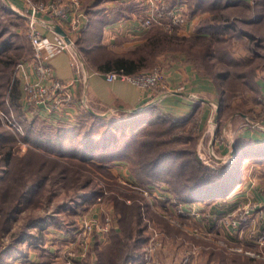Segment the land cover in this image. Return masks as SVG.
Returning <instances> with one entry per match:
<instances>
[{"label":"rangeland","instance_id":"374dc122","mask_svg":"<svg viewBox=\"0 0 264 264\" xmlns=\"http://www.w3.org/2000/svg\"><path fill=\"white\" fill-rule=\"evenodd\" d=\"M170 1L164 0L165 5L182 8L184 28L180 25L168 31L154 25L186 38L169 44L168 52L159 54L151 65L146 64L142 73H158L160 77L153 88L172 94L190 92L200 96L198 90L207 81L216 88L214 94L208 91L206 96L214 100H209L212 105L207 119L201 122L200 106L187 117L152 120L149 127H144L148 132L137 143H130L131 134L120 133L121 143L142 145L143 157L133 153L140 164L124 158L100 165L46 152L24 139L25 129L24 134L16 136L0 123V180H4L5 187L14 180L19 183L17 179L21 178L35 190L28 192L19 207V195L0 193L4 210L0 211V264H104L102 253L111 244H117V248L119 240L128 241L141 260L127 264H264V230L251 227L258 222L260 208H264V159L241 156L235 144L246 129L254 135L264 134V0ZM186 3L187 11L183 7ZM1 6L9 9H0V41L12 47L10 52L16 60L8 84L0 77V102L9 100L8 85L12 87L18 81L20 103L24 104V72L31 73L27 62L33 56L24 14L33 4L21 10L8 0H0ZM200 29L202 32H198ZM157 31L160 28L152 30ZM80 58L85 68L81 55ZM180 65L189 66L190 74L195 75L183 78L177 71L168 74ZM199 101L196 98L195 104L201 105ZM218 104L222 110L214 121ZM2 109L15 117L22 112L11 106ZM9 109L11 114L7 113ZM98 111L102 118L122 115L106 108ZM25 113L30 121L38 119ZM39 124L48 127L44 122ZM30 136L32 139L33 134ZM154 143L157 146L153 147ZM158 150L171 151L173 155L158 167L155 177L138 174L149 171L144 162L152 164L159 156ZM8 151L13 153L12 164L26 167L21 174L17 172L15 179L10 176ZM23 157L28 159H20ZM237 162L241 163L237 166ZM233 165L235 173L239 167L245 175L223 199L194 201L190 197L196 191L195 182L201 178L198 166L229 173ZM130 196L142 206L138 214L142 221L133 235L128 237L132 232L124 229L126 232L118 233L123 238L115 236L119 240L112 242V232L121 230L115 200L132 204L136 199ZM237 197L241 198L235 205ZM217 201L223 204L213 211ZM117 251L115 259L120 261L124 255ZM174 256L180 259L174 262Z\"/></svg>","mask_w":264,"mask_h":264},{"label":"trees","instance_id":"16d2710c","mask_svg":"<svg viewBox=\"0 0 264 264\" xmlns=\"http://www.w3.org/2000/svg\"><path fill=\"white\" fill-rule=\"evenodd\" d=\"M2 8L4 7L1 6L0 9ZM91 8V6L82 7L86 14H90ZM8 12L12 13V11L9 10ZM93 17L94 16L88 18V24H86L84 31L76 42V49L77 52L82 56L87 66H90L98 71L109 72L112 70H118L126 74L142 73L147 67L146 64L151 65L159 54L168 52L169 48H171L170 46L168 47L169 44L174 43L175 40L181 41L182 39L186 38H181L180 36L169 34L163 31L161 27L154 25L149 29V32L141 45L130 49L127 52L128 54L117 53L115 50L111 48L108 49L106 46L102 45V26L100 28L96 27L95 25L97 24L92 21ZM158 28H160L161 31L152 32L153 29ZM3 30L4 29H2V31ZM198 32H202V29H200ZM3 33L6 34L7 32ZM195 37L203 36L197 35ZM11 49L12 47L9 46V44L4 43L2 40L0 41V77H4L7 84L10 76L9 73L12 72V67L16 60V58L10 52ZM150 55H152L153 58H149ZM247 77L250 78L251 75L247 74ZM8 86L10 87V93H8L9 100H7V102L6 100H2L3 102H0V109H8L11 106L16 108L18 111H22L19 113V115H16V117L25 129L24 139L26 138L30 140L32 145L40 146V148L44 149V151L46 152H55L64 158L72 157L76 160L80 159V161L82 162L89 163L88 161H90L95 165L104 164L106 161H114L116 159L124 158L131 159L134 164H140L133 153L136 152L139 157H143V147L139 144H135L134 146H132L130 143L133 144L135 142L137 143V141H141L139 138L145 132L146 128L144 127L146 125L147 127H149V124L152 120L158 118L166 120L176 119L175 117H172L158 109L157 105H146L139 112L135 111L127 113L120 111L122 112V115L120 117L102 118L99 116L101 114L98 113V109L100 108H96V106L82 107L81 99L75 97L76 104L80 108V115L78 114L73 119H71V121L52 122L38 115L36 116L38 117V119L36 118L30 121L24 116L25 109L21 110L24 107H22L23 104L20 103L21 88L19 82L16 81V83L12 87L9 83ZM154 89L156 88L152 87V90ZM221 110L222 109L220 106V112ZM7 113L11 114V110H7ZM25 121L27 123L26 126L24 124ZM40 122H44L48 125V127L39 124ZM0 123L1 125H3L2 127H4L7 131L9 130L3 124L1 118ZM146 132H148V130ZM120 133L122 134V136L131 134L133 139L130 140V143L128 144L121 143L120 136H118V134ZM31 134H33L32 139L30 136ZM235 144L241 156L247 155V158L249 157L252 160L264 159V140L257 141L252 138L238 136L236 138ZM153 145V147L157 146V144L155 143ZM157 154H159V156L157 155L152 164H150L148 161L144 162V164L147 165V169L149 171L152 170V172L147 171L149 172L147 173L143 170V172H138V174L145 175L146 177H148L149 175L150 178L155 177V172L158 171V167L165 164L167 159L172 157L173 155L171 151L166 150H158ZM12 155V151L7 152V159H9L8 162H10L11 164L12 160L10 161V157L12 158ZM28 157H23L20 159H23L25 161L28 159ZM239 163L237 162L236 165L238 166ZM11 166L12 169L10 170V176H12V178L17 177V172H20L21 174L26 169V167H24L20 163L17 165L15 163ZM198 167L201 171V178L195 182L194 188L196 189V191H193V195L190 196L194 201L223 199L227 195V193L237 185V183H240V179L242 178V173L238 169L239 167L237 168V172L235 173L234 165L232 166L233 168L229 173L223 172V170H207V168H200V166ZM17 180L19 183L14 180V183L5 185V187L3 185L4 180H0V182H2V185L0 184V188L2 187L0 189V193L5 196L13 195V193L19 195L21 199L19 200L18 198H16L17 207H19V205L22 204L23 199L27 197L28 192H35V190H33L34 186L32 187L26 185L28 182H24L23 179L19 178ZM25 187L29 188L25 190ZM31 187L32 189L29 191ZM132 198L136 199L134 197ZM115 203L118 217L120 216L119 221L121 223V230H114L112 232V242L115 240H119L117 238H114L115 236L121 238L118 233L123 231L126 232L124 229H127L129 233L132 232V234H129L128 237L130 235H133L135 231L137 232V227L142 221L141 215H138L141 214L142 206L137 199L135 201H132V204H128L125 200L117 198L115 200ZM0 211H4L1 206ZM119 241L120 243L117 248V244L110 243L111 245H109V248L102 253V262H104V264H127L131 261H133V263L141 261L136 258L137 255L134 253L135 250L133 249L132 245L129 246L127 244L128 241ZM11 248L9 249V253L11 252ZM117 250H120L122 252V256L124 255L120 261H117L115 259L116 255L118 254ZM1 258L2 256L0 255V260ZM103 258L105 261H103ZM248 258L255 261L253 258Z\"/></svg>","mask_w":264,"mask_h":264},{"label":"crops","instance_id":"0c3cea01","mask_svg":"<svg viewBox=\"0 0 264 264\" xmlns=\"http://www.w3.org/2000/svg\"><path fill=\"white\" fill-rule=\"evenodd\" d=\"M28 1L29 0H8L11 6L21 10L28 7L29 4H37L34 0H31L32 3H28ZM44 1L48 2L49 0ZM81 2L84 6L87 5V7H92L90 14H86L82 32L84 31L86 24H88V18L94 16L92 21L97 24L95 26L99 28L102 26L101 42L103 46L115 51L121 50L128 52L130 49H133L144 42L149 29L143 28L139 25L138 17L140 14L145 13L149 7L148 0H81ZM170 3L175 4L176 2H173L172 0ZM84 6L82 5V7ZM183 7L187 8V3L183 5ZM186 8L185 10L187 11ZM180 9L182 10V8ZM190 22L193 23L194 19ZM53 23L54 19L50 14H40L39 24L40 30L43 33L51 36ZM51 63L59 78L64 80L73 79L75 81L73 92L76 98L82 100L85 95H87L93 103L91 106H96V108H106L110 111L131 113L141 109L142 105L146 106L150 103H156L158 109L164 113L175 118H183L192 114L201 106L203 114H201L200 120L203 122L207 119L208 107L212 105L209 100L214 101L212 97H210L211 99L206 98V96H208V91L212 92V94L216 92V88L208 84L207 81H205L204 84L202 83V88L198 90L200 96L190 94V92H176L175 94H172L167 91H162V88H156L154 90H152V87L141 88L130 81L124 80L109 82L106 80V74L108 72L95 70L92 67L87 66L86 63L85 68L83 67L82 71L77 73V70L72 65L71 56L68 52L57 54L52 58ZM187 67L183 68V66L180 65L177 68L175 66L174 69H170L168 74L170 75L171 72L177 71L183 78L195 75L193 73L190 74L192 71ZM32 72L33 71H31V79L35 78V76L32 75ZM201 82L203 81L201 80ZM196 98H200L199 103L201 105H197V102L195 104ZM23 107L25 109L24 104ZM218 107L219 104L217 110H220ZM74 112L75 116L80 113L79 106H76ZM40 117L44 119L48 118L44 113H42ZM66 121H71V119H67ZM242 135L257 141L264 140L263 133H261V136L254 135L251 133V130L248 129L243 131ZM244 175L245 173L241 176V181L237 185L241 184ZM239 198L241 197L235 198V202H233L235 205H237ZM222 204L223 202L217 201L213 205V211H218V208H220ZM251 227H254V229L263 228L264 230V218L258 220V222ZM259 242L260 241L256 243ZM178 259L180 258L174 256V262Z\"/></svg>","mask_w":264,"mask_h":264},{"label":"built area","instance_id":"2783aa9c","mask_svg":"<svg viewBox=\"0 0 264 264\" xmlns=\"http://www.w3.org/2000/svg\"><path fill=\"white\" fill-rule=\"evenodd\" d=\"M149 7L146 12L138 17L139 25L143 28H150L154 24L164 26L166 30L177 29L185 24L184 13L176 6H166L164 0H148ZM48 13L54 19L51 29V36L40 30V14ZM26 17L27 36L33 50V56L27 67L31 73H25L23 82V100L27 113L33 116H41L44 113L52 122H64L75 117L76 100L73 92L75 81L64 80L57 76L51 63L52 58L62 52H68L71 56L72 65L80 73L83 63L80 54L76 50V42L82 34L86 13L82 9L81 0H50L40 2L24 14ZM60 25L70 37L67 42L65 37L56 31ZM184 28V27H183ZM24 66V63L21 64ZM160 76L158 73L151 76L145 73L128 75L122 71L112 70L106 74V80L130 81L141 88H151L154 81ZM91 100L87 95L81 100L82 107H90ZM0 118L3 124L16 136L24 134L23 125L12 114L6 115L0 110ZM260 215L257 220L264 218V209L260 208Z\"/></svg>","mask_w":264,"mask_h":264},{"label":"water","instance_id":"95a60500","mask_svg":"<svg viewBox=\"0 0 264 264\" xmlns=\"http://www.w3.org/2000/svg\"><path fill=\"white\" fill-rule=\"evenodd\" d=\"M56 31L59 33V34H61V35H63L64 37H65V39L67 40V42H70V37L68 36V34H67V32L60 26V25H57L56 26ZM219 108V107H218ZM219 109L217 110V112H216V114H215V119H214V121H216L217 120V116H218V113H219Z\"/></svg>","mask_w":264,"mask_h":264}]
</instances>
